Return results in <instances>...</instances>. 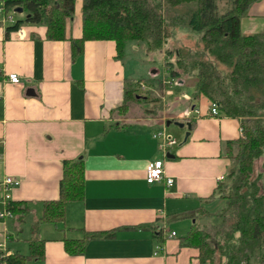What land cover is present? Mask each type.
<instances>
[{
  "label": "crops",
  "instance_id": "crops-1",
  "mask_svg": "<svg viewBox=\"0 0 264 264\" xmlns=\"http://www.w3.org/2000/svg\"><path fill=\"white\" fill-rule=\"evenodd\" d=\"M81 11L82 0H76L63 42L47 40L46 28L35 24L7 33L26 15L12 21L0 16V184L7 177L19 180L11 201L29 208L22 224L14 214L0 220V244L9 254H29L43 203L59 196L63 162L81 159L84 201L67 206L66 231L40 226L45 258L27 264H199L198 251L181 247L180 239L203 219L197 218L200 209L214 203L208 201L232 169L226 147L240 138V121L212 116L209 102L198 105L205 101L188 93L170 104L162 97L158 115L146 112L152 106L144 99L130 104L125 115L114 113L136 80L128 77L113 41L86 42L84 54L73 59L70 39L82 36ZM241 30L264 34V0L252 4ZM11 74L20 83H10ZM169 121L192 123L187 142V128L176 126L174 138L166 129ZM161 130L180 140L169 149L173 158L164 160L153 137ZM159 160L175 182L171 188L147 183V165ZM2 197L0 188V212L6 209ZM79 230L114 236L91 240L84 255L69 256L63 241L83 239Z\"/></svg>",
  "mask_w": 264,
  "mask_h": 264
},
{
  "label": "trees",
  "instance_id": "trees-1",
  "mask_svg": "<svg viewBox=\"0 0 264 264\" xmlns=\"http://www.w3.org/2000/svg\"><path fill=\"white\" fill-rule=\"evenodd\" d=\"M257 0H82V36L71 38L73 59L84 54L86 42L113 41L117 58L125 60L127 45L144 43L148 52L166 50L165 69L171 79H197V98L215 105L219 115L240 121L241 136L227 144L226 157L233 162L225 181L208 203L224 200L216 213L201 208L197 218L215 217V225L196 222L180 246L198 251L199 264H264V34L245 35L241 21ZM76 0H0L4 14L22 8L26 15L7 29L19 30L24 23L46 28L53 42L68 40L67 23L74 18ZM219 2L229 9L219 13ZM18 15V14H16ZM182 29L198 37L193 47L178 38ZM170 42L177 47L166 49ZM141 82L128 85L124 104L114 113L125 115L130 104L144 99L152 106L146 112L163 110L166 82L159 81L160 96L148 92L138 97ZM257 162L262 172L256 175ZM84 160L63 162L59 196L43 203L42 217L32 227L29 254L0 250V264H27L45 258L40 226L52 224L66 231L67 206L85 198ZM214 200V201H213ZM8 211L18 224L29 213L28 203L11 201ZM83 232L81 240H64L69 256H82L88 243L106 234ZM162 236V234L160 233Z\"/></svg>",
  "mask_w": 264,
  "mask_h": 264
},
{
  "label": "rangeland",
  "instance_id": "rangeland-1",
  "mask_svg": "<svg viewBox=\"0 0 264 264\" xmlns=\"http://www.w3.org/2000/svg\"><path fill=\"white\" fill-rule=\"evenodd\" d=\"M229 9V6L226 2H219V13L224 14L226 10ZM24 15V14H23ZM23 15H15V17H20ZM178 38L181 39L182 42L186 46L193 47L194 43L197 41V35L188 33L187 30L182 29L178 32ZM177 47L175 42H170L166 49L173 50ZM165 56L166 50L157 51V52H148L146 45L144 43H130L127 45L126 56H125V67L127 69L128 77L136 80V83L141 82L144 87V90L139 89L138 93L141 95H147L148 92H151L160 96V92L158 91V83L159 81L166 82V94L164 96L165 102L168 104L171 101H174L175 97L182 96L183 93H188L191 97H196L197 90V79L194 76H190L184 79L183 84H179L178 80L171 79L169 73L165 69ZM155 89V90H154ZM168 92H171L170 96ZM202 101H205V104L198 101L196 102L198 105H207L208 101L202 98ZM169 134H173L174 138L176 135L174 131H177L176 126L172 125L166 128ZM178 144H180V140L177 139ZM262 164L257 162V166L255 168L256 175L262 172ZM225 202L222 199L216 200L208 209L211 212H218L223 206ZM200 224H207L212 226L218 223L217 218L211 217L208 219H199ZM13 239L9 241L7 244L11 246L13 245Z\"/></svg>",
  "mask_w": 264,
  "mask_h": 264
},
{
  "label": "built area",
  "instance_id": "built-area-1",
  "mask_svg": "<svg viewBox=\"0 0 264 264\" xmlns=\"http://www.w3.org/2000/svg\"><path fill=\"white\" fill-rule=\"evenodd\" d=\"M15 15L16 13L12 12L11 16L8 17L9 14H4V9L2 7V4L0 5V16L1 17H3L4 19L8 18V20L12 21L13 16ZM0 73H1V69H0ZM8 81L13 84H18L20 83V77L17 74H11V75H8ZM1 99H2V95L0 94V100ZM187 112H190V110ZM191 112H193V110ZM211 114L212 116L219 115L218 110L215 105L211 109ZM153 137L154 139L158 140L159 150L163 154L164 160H165L169 153V149L177 145V141L172 136L168 135L165 130H161L160 132L154 134ZM164 160L153 161L147 165V168H146L147 183L150 185L155 184V183H164L167 188H171L174 186L175 182L171 177H169L166 174ZM220 181H224V180L221 178ZM19 185H20V181L13 177H7L0 184V188L3 191V197L1 201L6 206V209L0 212V220L12 219L14 217L13 213L8 211L7 206L11 202V195H10L11 190L15 187H18ZM174 235L175 234L173 233V236ZM0 250H6L4 245L0 244Z\"/></svg>",
  "mask_w": 264,
  "mask_h": 264
},
{
  "label": "water",
  "instance_id": "water-1",
  "mask_svg": "<svg viewBox=\"0 0 264 264\" xmlns=\"http://www.w3.org/2000/svg\"><path fill=\"white\" fill-rule=\"evenodd\" d=\"M14 12H15L16 14H18V15H23V14H24V10H23L22 8H17ZM171 123H173V122H170V121H169V122L167 123V126H170ZM173 125L179 127L180 129L187 128V134H186V138H185V140H184V142H187V140H188V138H189V136H190V133H191V131H192V127H193V126H192V123H190V122H187V123H183V122H174ZM168 158H173V157L170 156V155H168Z\"/></svg>",
  "mask_w": 264,
  "mask_h": 264
}]
</instances>
